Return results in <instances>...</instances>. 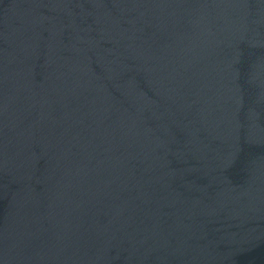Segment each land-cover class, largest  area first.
Listing matches in <instances>:
<instances>
[{
    "label": "water",
    "instance_id": "water-1",
    "mask_svg": "<svg viewBox=\"0 0 264 264\" xmlns=\"http://www.w3.org/2000/svg\"><path fill=\"white\" fill-rule=\"evenodd\" d=\"M0 264H264V0H0Z\"/></svg>",
    "mask_w": 264,
    "mask_h": 264
}]
</instances>
